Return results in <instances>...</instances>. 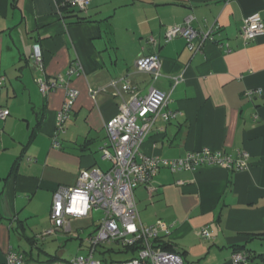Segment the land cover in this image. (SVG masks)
<instances>
[{"label": "crops", "instance_id": "0c3cea01", "mask_svg": "<svg viewBox=\"0 0 264 264\" xmlns=\"http://www.w3.org/2000/svg\"><path fill=\"white\" fill-rule=\"evenodd\" d=\"M257 13L264 23V0H90L78 21L55 0H0V109L10 111L0 124V264L17 253L13 240L49 237L27 236V222L39 209L50 216L59 186H75L82 171L111 168L101 148L122 100L113 89L95 97L91 90L124 77L141 95L151 86L166 93L167 110L176 113L156 120L144 155L170 161L202 149L249 154L241 172L161 167L152 191L143 185L134 191L142 224L168 225L170 234L159 243L185 264H234L237 252L264 264V34L248 42L241 37L244 20ZM188 17L195 30L214 31V41L197 52L183 38L165 41L167 28ZM35 43L46 78L63 76L79 91L60 148L53 138L66 92H39L44 74L31 62ZM153 55L162 61L156 81L136 67ZM74 63L80 74L68 77ZM206 227L209 238L201 236Z\"/></svg>", "mask_w": 264, "mask_h": 264}, {"label": "built area", "instance_id": "2783aa9c", "mask_svg": "<svg viewBox=\"0 0 264 264\" xmlns=\"http://www.w3.org/2000/svg\"><path fill=\"white\" fill-rule=\"evenodd\" d=\"M55 2L60 8L59 0ZM67 3L83 13L87 10L90 0H71ZM192 20V17H188L184 24L168 27L165 41L169 43L176 38H183L190 50L196 52L200 51L206 42L214 41V31L199 32L193 28ZM263 34L264 23L260 14H253L244 20L241 37L245 42ZM150 43L155 42L150 39ZM31 62L38 72L44 74L43 78L37 79L39 92L43 96L60 88L65 89L66 99L57 114L56 134L53 138V146L60 148L59 136L65 132L66 123L72 117L79 91L71 87L63 76L53 80L46 78L40 43L33 45ZM136 67L139 72L150 74L156 81L161 76L162 61L153 55L138 60ZM80 70L81 68L74 63L67 75L68 77L79 75ZM4 83L5 78L0 76V88ZM108 89L115 90L116 95L122 100L119 113L105 126L107 141L101 148L102 158L111 162V168L108 171L98 169L82 171L75 186H59L53 196L50 214L52 228L46 230L40 237L52 236L62 230L71 232L73 229L71 220L88 218L91 213L102 212V216L95 231L87 239L89 248L86 255L51 264H185L180 254L164 250L159 243L164 236H169L168 225L163 222L149 226L142 224L135 201V189L143 185L152 191L150 183L163 166L173 172L194 171L203 166H220L233 172H241L248 169L249 154L241 151L233 158L221 152L202 149L188 153L178 160L168 161L146 156L141 152V148L156 120L161 118L167 122L176 117L175 112L167 110L169 96L153 86L148 89L147 94L141 95L128 77H124L110 82L106 88L91 90L92 97ZM253 93L247 92L246 95L251 97ZM9 115V110L0 109V124ZM210 235L209 228L202 229L203 238H209ZM113 245L123 249L119 251L120 254L131 255L106 263L105 251ZM99 251L104 260L96 257ZM232 262L250 264L249 256L245 252L235 253ZM7 264H25L24 256L11 251L7 256Z\"/></svg>", "mask_w": 264, "mask_h": 264}, {"label": "rangeland", "instance_id": "374dc122", "mask_svg": "<svg viewBox=\"0 0 264 264\" xmlns=\"http://www.w3.org/2000/svg\"><path fill=\"white\" fill-rule=\"evenodd\" d=\"M101 216L102 212H96L91 213L88 218L71 220L73 225V230L71 232H57L47 237L46 240L38 238L35 242L33 240H26L23 237L21 240H13L14 249L17 253L24 256V262L27 261L28 264H47V261L53 258L58 259L56 262H65L78 255H86L89 248L87 239L95 231ZM51 228L50 216H45L44 211L39 209L36 217L34 216L28 219L26 234L29 237L33 235L41 236L46 230ZM106 251H108L105 254L107 259L111 257L114 260H120L131 255H124V253L120 254L119 251H123V249L117 245L107 248ZM99 253L100 251L97 253L96 257L100 260H104L103 256Z\"/></svg>", "mask_w": 264, "mask_h": 264}, {"label": "trees", "instance_id": "16d2710c", "mask_svg": "<svg viewBox=\"0 0 264 264\" xmlns=\"http://www.w3.org/2000/svg\"><path fill=\"white\" fill-rule=\"evenodd\" d=\"M71 9V10H70ZM60 10H62L64 13H70V14H74L75 16L74 17H76V18H78V21H82L81 20V18H80V15H81V11L80 10H78V9H75V8H73V6H71L70 5V3H66L64 6H61L60 7ZM80 19V20H79ZM160 242V241H159ZM161 247L164 249V250H166V251H172V250H169V249H167L166 247H165V245H161ZM108 252V251H107ZM107 252H105V254L107 253ZM113 252V251H112ZM103 254V253H102ZM105 259V262L107 263L108 261H114V259L113 258H111L110 257V259H107V257H105L104 258ZM56 260H58L57 258H53V259H51V260H48L47 262V264H51V263H54V262H56ZM116 261H118V260H116Z\"/></svg>", "mask_w": 264, "mask_h": 264}]
</instances>
